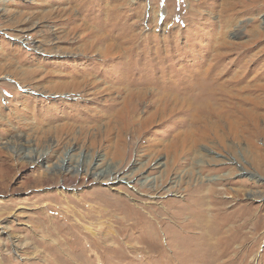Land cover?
Masks as SVG:
<instances>
[{
  "label": "rangeland",
  "instance_id": "1",
  "mask_svg": "<svg viewBox=\"0 0 264 264\" xmlns=\"http://www.w3.org/2000/svg\"><path fill=\"white\" fill-rule=\"evenodd\" d=\"M263 92L264 0H0V264H264Z\"/></svg>",
  "mask_w": 264,
  "mask_h": 264
},
{
  "label": "bare ground",
  "instance_id": "2",
  "mask_svg": "<svg viewBox=\"0 0 264 264\" xmlns=\"http://www.w3.org/2000/svg\"><path fill=\"white\" fill-rule=\"evenodd\" d=\"M6 12L8 13L9 12V10L8 9H6ZM220 55V54H219ZM187 87V86H186ZM262 88V87H261ZM188 89V88H187ZM260 90V89H259ZM196 93V92H195ZM264 93V92H263ZM169 94V93H168ZM197 94V93H196ZM174 95V94H173ZM163 96V95H162ZM193 96V95H192ZM252 96V95H251ZM165 97V96H164ZM175 97H177V96H174V97H171L174 101H179V97H177V98H175ZM182 97V96H181ZM191 97V96H190ZM215 97V96H214ZM162 98V97H161ZM179 98V99H178ZM263 98V97H262ZM191 99V98H190ZM193 99V98H192ZM196 99V98H195ZM208 99V98H207ZM157 100V99H156ZM163 100V99H162ZM200 101H201V99H199ZM210 100V99H209ZM233 100V99H232ZM252 100V99H251ZM173 101V102H174ZM167 102H168V100H167ZM236 102V101H235ZM256 102V101H255ZM166 103V102H165ZM190 103V102H189ZM194 103V102H193ZM225 103V102H224ZM258 103V102H257ZM184 104V103H183ZM220 104H221V102H220ZM224 105V104H223ZM161 106V105H160ZM180 107H181V104H180ZM199 107H201V106H199ZM203 107V106H202ZM213 107H214V105H213ZM223 107V106H222ZM256 107H257V104H256ZM147 108V107H146ZM196 108V107H195ZM220 108V107H219ZM174 109V108H173ZM179 109V108H178ZM203 109V108H202ZM202 109H200V111L202 110ZM205 109V108H204ZM254 109H256V108H254ZM176 110V109H175ZM197 110V109H196ZM220 110V109H219ZM234 110V109H233ZM240 110V109H239ZM161 111V110H160ZM163 111V110H162ZM187 111H189V110H187ZM205 111V110H204ZM260 111V110H259ZM167 112V111H166ZM171 112V111H170ZM175 112V111H174ZM157 113V112H156ZM176 113V112H175ZM179 113V112H178ZM206 113V112H205ZM236 113V112H235ZM179 114H181V113H179ZM198 114H200V113H198ZM215 115V114H214ZM221 115V114H220ZM228 115V114H227ZM164 116V115H163ZM162 116V117H163ZM169 116V115H168ZM172 116H174V115H172ZM224 116V115H223ZM262 116V115H261ZM161 117V118H162ZM195 117V116H194ZM210 117H211V115H210ZM236 117V116H235ZM234 117V118H235ZM192 118H193V116H192ZM213 119V118H212ZM220 119H221V117H220ZM228 119V118H227ZM237 119V118H236ZM235 119V120H236ZM215 120V119H214ZM231 120H232V118H231ZM246 120V119H245ZM209 121V120H208ZM238 121V120H237ZM237 121H235V122H237ZM246 122V121H245ZM214 123H217V122H214ZM233 122H231V124H232ZM239 124V123H238ZM249 124V123H248ZM253 124V123H252ZM251 124V125H252ZM219 125H220V123H219ZM235 125V124H234ZM234 125H233V127H234ZM259 125V124H258ZM258 125H256V126H254L257 130L259 129L258 127ZM213 126V125H212ZM212 126H211V128H212ZM229 127V126H228ZM238 127V126H237ZM241 127H243V126H241ZM250 127V126H249ZM230 128V127H229ZM228 128V129H229ZM239 128V130H240V127H238ZM244 128V127H243ZM262 128H264V127H262ZM226 129V128H225ZM231 129V128H230ZM234 129H236V128H234ZM261 129V128H260ZM213 130V129H212ZM244 130H245V128H244ZM251 130V129H250ZM242 131V130H241ZM260 131V130H259ZM249 132V131H248ZM184 133V132H183ZM219 133V132H218ZM221 133V132H220ZM225 133V132H224ZM230 133V132H229ZM237 133V132H236ZM255 136V135H254ZM247 137V136H246ZM251 137V136H250ZM176 140V139H175ZM258 140V139H257ZM188 143V142H187ZM222 143V142H221ZM186 147V146H185ZM194 147V146H193ZM178 148V147H177ZM188 148V147H187ZM258 148V147H257ZM190 149V148H189ZM188 149V150H189ZM190 151V150H189ZM251 151V150H250ZM181 152V151H180ZM171 153V152H170ZM183 153V152H182ZM257 153V152H256ZM179 154H181V153H179ZM251 154L254 156V154H253V151H251ZM204 156V155H203ZM42 157H44L43 155H40V158H39V160L40 161H44L45 160V158L43 159ZM175 161V160H174ZM171 164H173V161H172V163ZM170 164V165H171ZM177 166V163H176V161L174 162V165H173V167H176ZM177 168V167H176ZM172 169V168H171ZM169 170V166L164 170V171H168ZM71 171V166H68L67 168H66V170L65 171H63V172H51L50 173V175L47 173L46 174V176L48 175L50 178H54L56 181H58V179H60V178H62L65 182H68L69 180H74V178L76 179V177L78 178V174L79 173H75V174H73V175H70V176H68V174L67 173H71L70 172ZM171 171V170H170ZM167 173V172H166ZM94 175V177H95V179H97V180H102L101 179V176H99V174L97 173V174H93ZM85 176V175H84ZM113 178H117V175H115ZM94 179V178H93ZM161 180V179H160ZM156 186H159L158 184H159V181L158 180H156ZM172 187H175V186H172ZM211 189V188H210ZM214 190V188L212 189V191ZM211 191V193H213ZM206 193V192H205ZM208 193V192H207ZM196 194H198V193H196ZM206 195V194H205ZM192 196V195H191ZM197 197V196H196ZM206 197V196H205ZM213 198V197H212ZM185 199V198H184ZM191 200L188 202V203H183L182 204V206H180V207H178V208H181V210H180V213H179V218L181 217V216H184V215H189V216H191V217H194V218H196V217H201V214L202 213H205V210L203 209V207L202 206H200L201 204H200V200L199 199H197V198H190ZM203 199V198H202ZM209 201V200H208ZM211 201V200H210ZM68 202V201H67ZM89 203V202H88ZM205 203H207V205L208 204H210L209 202H207V200L205 201ZM216 203V202H215ZM202 204H203V206H204V202H202ZM78 205H81V206H83V207H86L87 206V203H86V200H84V199H81V200H79L78 201ZM106 205V204H105ZM48 206L49 205H46V206H44L43 208H41V210L42 211H46L47 209H48ZM90 206H92V204L90 205ZM95 206V205H94ZM72 210H71V212L72 213H70V216H67V217H76V214H78L77 212L79 211L78 209V207L77 206H73L72 208H71ZM48 210H50V209H48ZM47 210V211H48ZM100 210V209H99ZM107 210V209H106ZM51 211V210H50ZM108 211V210H107ZM68 212V211H67ZM92 212V211H91ZM91 212H89V213H82V212H80L79 213V215L81 216V219L79 220L78 219V222L76 223V224H72V225H70V226H68L67 228H65V227H63L64 225H61V228H62V230L63 231H69V232H71V233H75V235L76 236H74V238H72L75 242H74V245L76 244V242L78 241L79 242V240H83V242L85 243L84 245L86 246L85 248V251H90V252H93L94 250L93 249H95V248H97V249H99L98 248V246L96 245L97 244V240H98V237L95 235V233H94V231L93 230H91L90 228H88V227H86L84 224V222H82V220H85V221H87L88 219L89 220H91V218L93 217L92 216V213ZM96 212V211H95ZM105 214H104V216H105V218H108L109 217V213L108 212H104ZM79 216V217H80ZM224 216V215H223ZM203 219V218H202ZM94 221V220H93ZM193 221V220H192ZM195 221V220H194ZM92 223V222H91ZM197 224V223H196ZM198 224H200V223H198ZM195 224L194 223H191V222H189V223H185V226H183L181 223H179V228H181V229H183L184 231H190V232H192V229L194 230V228H195ZM199 226H203V225H199ZM198 227V226H197ZM54 228H56V227H54ZM177 227H175V229H176ZM83 229H86V231H83ZM110 229V228H109ZM196 229V228H195ZM202 229V228H201ZM178 230V229H177ZM204 230V229H203ZM213 230V229H212ZM54 231V230H53ZM175 231V230H174ZM175 232H177V231H175ZM181 232V231H180ZM194 232V231H193ZM202 234V233H201ZM204 235L203 236H201V239H204V240H206V244L207 245H205V244H201L200 245V249H202L203 251H204V253H205V255L209 252V250H208V248H213L214 246H213V244H211L210 245V243H209V241L211 240V239H213V234H214V231H207V232H205V233H203ZM191 236H189V238H190ZM192 237H194V236H192ZM186 238H188V237H186ZM195 238V237H194ZM193 238V239H194ZM91 239H92V241H91ZM189 240V239H188ZM190 242V241H189ZM54 243H57V242H54ZM185 252V251H184ZM95 254H96V252H95ZM73 258L75 259V258H77V259H79V260H81L82 262L83 261H87L89 258H91L90 256H88V257H85V256H83V254H81V255H78V257H74L73 256ZM72 258V259H73ZM103 260V259H102ZM204 261H206V260H204V259H199L197 256H195V257H193V259H191V263H194V264H201V263H203ZM103 262V261H102ZM104 263V262H103Z\"/></svg>",
  "mask_w": 264,
  "mask_h": 264
}]
</instances>
